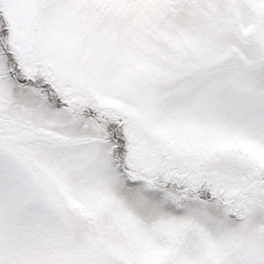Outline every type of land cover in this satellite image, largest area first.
<instances>
[{"label": "snow or ice", "instance_id": "1", "mask_svg": "<svg viewBox=\"0 0 264 264\" xmlns=\"http://www.w3.org/2000/svg\"><path fill=\"white\" fill-rule=\"evenodd\" d=\"M0 264H264V0H0Z\"/></svg>", "mask_w": 264, "mask_h": 264}]
</instances>
